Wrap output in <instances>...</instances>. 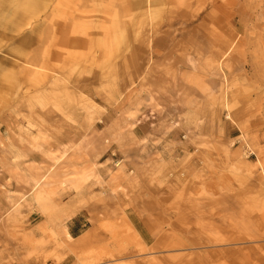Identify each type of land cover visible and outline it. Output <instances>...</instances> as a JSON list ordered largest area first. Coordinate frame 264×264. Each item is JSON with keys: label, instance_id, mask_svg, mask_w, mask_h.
<instances>
[{"label": "rangeland", "instance_id": "obj_1", "mask_svg": "<svg viewBox=\"0 0 264 264\" xmlns=\"http://www.w3.org/2000/svg\"><path fill=\"white\" fill-rule=\"evenodd\" d=\"M38 1L8 35L45 23L57 82L0 73V264H264V0Z\"/></svg>", "mask_w": 264, "mask_h": 264}, {"label": "bare ground", "instance_id": "obj_2", "mask_svg": "<svg viewBox=\"0 0 264 264\" xmlns=\"http://www.w3.org/2000/svg\"><path fill=\"white\" fill-rule=\"evenodd\" d=\"M157 1L160 0H140V4L144 6L145 3L144 7L150 10ZM168 1L170 3L177 2V0H167V2ZM180 1L185 2L188 9H190L189 7L190 4L188 3L195 2L198 8L197 11H201V8L206 10V8L214 7L216 5V8L220 12H222L223 15H227V12H234L236 9L243 10L244 9V7L242 6L243 3H246L251 0H236V2H234L233 0H180ZM9 2L10 0H0V73L6 71L7 68L10 66L11 68L17 71L14 73L12 72L9 75V77L14 78V76H16L19 77L17 79L30 81L32 83L34 82L37 83L38 85L39 83H42V85H44L42 89L45 88L48 89L50 83L57 82L56 78L54 80H50L51 71L48 69L47 66L48 64L47 58L49 57L50 53L44 52L43 57L41 58L40 53L38 52L36 53L35 56L31 58L30 57L31 54L29 52V49L33 44V39H34L33 36H38V35L41 36L43 34V32L45 31V29L43 28L45 23L42 26L38 25L35 28H33V30L29 35L23 33H19L21 36L8 35V32H10L11 29L13 28L16 30V33H18L20 30V24H22L23 21L29 20V18L30 19L34 18L39 14V12L41 13L43 11L42 8L47 7L48 5L45 3L42 4V2H39L38 0H26L27 4L25 5L26 9L25 10L23 9L24 12H18L15 10L11 12V9H8ZM4 12H6L7 14L11 12L12 17L3 14ZM27 26H29V23L27 24ZM5 39L10 40L12 43L11 45H13L14 47L10 48L8 44H4ZM22 48L26 49V51L24 50L25 52L23 54L20 51V49ZM2 49H4V51ZM3 52H7L8 54H12L13 52H16L17 55L26 57L25 58L26 61L21 65L17 62H16L17 64L13 63L12 61L2 57L1 54ZM40 63L42 65H40ZM3 86H4L3 80L0 77V89ZM69 237L71 238V236Z\"/></svg>", "mask_w": 264, "mask_h": 264}]
</instances>
